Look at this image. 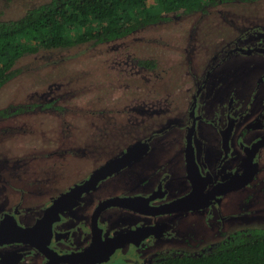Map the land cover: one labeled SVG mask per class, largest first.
Listing matches in <instances>:
<instances>
[{
	"label": "rangeland",
	"instance_id": "374dc122",
	"mask_svg": "<svg viewBox=\"0 0 264 264\" xmlns=\"http://www.w3.org/2000/svg\"><path fill=\"white\" fill-rule=\"evenodd\" d=\"M49 1L0 0V21L21 19ZM263 23L264 0H231L205 11L171 14L168 22L115 42L43 50L22 58L17 64L20 76L0 90V110L37 107L0 119V207L11 208L20 199L21 186L43 191L31 202L49 200L98 162L167 127L166 117L182 114L196 92V79L218 60L214 56L227 53L239 32ZM141 61L154 62L155 68L142 67ZM222 69L228 72V67ZM170 156L167 149L151 152L132 170L149 173ZM243 192L232 193L229 202L235 219L225 214L226 220L210 228L187 214L180 218V232L201 237L198 249H203L218 242L222 231L264 227V184ZM108 213L117 216V209ZM119 214L122 221L140 220ZM163 247L170 246H156ZM144 259L136 264H144Z\"/></svg>",
	"mask_w": 264,
	"mask_h": 264
},
{
	"label": "flooded vegetation",
	"instance_id": "af4514ba",
	"mask_svg": "<svg viewBox=\"0 0 264 264\" xmlns=\"http://www.w3.org/2000/svg\"><path fill=\"white\" fill-rule=\"evenodd\" d=\"M226 50L227 53L220 51L224 55H215L218 60L196 79V92L182 114L171 113L166 117L167 127L154 129L152 135L143 136L98 162L84 178L68 184L49 200L31 202L43 191L21 186L20 199L9 209L0 207V225L13 218L24 228L33 227L57 199L87 182L106 163L123 157L134 146L148 147L144 155L63 207L46 242L47 253L28 244H6L0 246V264H70L65 258L86 251L95 236L104 243L115 238L124 240L110 259L101 264L119 261L136 264L143 258H146L144 264H152L166 255L202 250L198 249L201 237L180 232V218L187 214L197 216L210 228L219 219L226 220L225 214L235 219L228 210L232 193H250L264 184V179H260L264 171V145L260 146L264 142V26L253 25L242 30ZM252 59L260 61L246 62ZM224 67H228L225 74ZM165 149L171 151V158L151 172L132 170L151 152ZM105 188L115 190L105 193ZM194 193L195 209L177 208L175 204L179 200ZM115 199L128 201L130 207L122 202V207L110 206L98 211L102 203ZM114 208L117 216L108 213ZM119 213H130L140 220L122 221ZM228 233L222 231L221 238ZM158 244L170 247L158 249ZM149 257L153 258L149 260Z\"/></svg>",
	"mask_w": 264,
	"mask_h": 264
},
{
	"label": "trees",
	"instance_id": "16d2710c",
	"mask_svg": "<svg viewBox=\"0 0 264 264\" xmlns=\"http://www.w3.org/2000/svg\"><path fill=\"white\" fill-rule=\"evenodd\" d=\"M229 1L51 0L29 10L21 19L0 21V90L20 76L22 71L17 64L27 55L87 43L115 42L144 27L168 22L171 14L205 11ZM139 65L155 68L154 62L141 61ZM34 107L37 106L14 112L9 108L0 110V119L32 111ZM152 264H264V227L238 229L197 253L170 254Z\"/></svg>",
	"mask_w": 264,
	"mask_h": 264
},
{
	"label": "water",
	"instance_id": "95a60500",
	"mask_svg": "<svg viewBox=\"0 0 264 264\" xmlns=\"http://www.w3.org/2000/svg\"><path fill=\"white\" fill-rule=\"evenodd\" d=\"M263 145L264 142L260 144V146ZM147 150L148 147L146 144L134 146L130 148L123 157L111 160L106 163L100 169L96 170L87 182L75 187L69 193L62 195L59 199H57L54 204L46 210L43 218L38 221L33 227L24 228L18 225V223L13 218L6 219L0 225V246L15 243L28 244L42 253H47L49 249H46L45 247L46 242L51 238L52 225L54 221H56L58 214L63 210V207L67 206L68 203H74V200L82 193L93 190L100 180H103L109 176H112L114 173H117L119 169L125 167L132 161L144 155ZM255 173L256 171L254 172V175ZM248 181H246V183ZM195 200L196 195L194 193L184 199L179 200L175 205L177 206V208L187 211L195 209L193 208ZM122 202H127V207H130L131 203H129L128 201H120V199H115L102 203L99 206L98 211L110 206L124 205L121 204ZM204 207L205 205L201 206L200 208ZM123 241L124 240L122 238H115L104 243L102 242L101 238L95 236L91 247H89L82 253L71 255L65 258V260L70 264H101L110 259L112 254L121 247L120 244ZM49 264L54 263L50 262Z\"/></svg>",
	"mask_w": 264,
	"mask_h": 264
}]
</instances>
